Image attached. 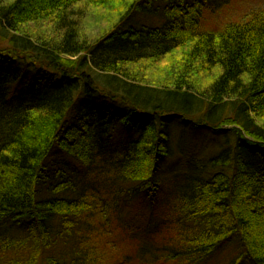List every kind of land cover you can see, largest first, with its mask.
<instances>
[{
	"label": "trees",
	"instance_id": "16d2710c",
	"mask_svg": "<svg viewBox=\"0 0 264 264\" xmlns=\"http://www.w3.org/2000/svg\"><path fill=\"white\" fill-rule=\"evenodd\" d=\"M225 5L0 0V264H207L236 236L264 264V13L201 29ZM172 125L217 153L175 162ZM167 179V223L114 258L120 203Z\"/></svg>",
	"mask_w": 264,
	"mask_h": 264
},
{
	"label": "rangeland",
	"instance_id": "374dc122",
	"mask_svg": "<svg viewBox=\"0 0 264 264\" xmlns=\"http://www.w3.org/2000/svg\"><path fill=\"white\" fill-rule=\"evenodd\" d=\"M225 7L215 14L210 15V12L204 15L202 14L201 21L205 26H201V29L212 30L215 29V32L220 31L225 24L229 22H236L242 19L247 12L264 13V0H225ZM92 13V11H90ZM94 14H87L88 23H92L94 21ZM87 21V20H86ZM93 26V23L91 24ZM99 29L105 28V24L99 25ZM213 27V28H212ZM98 30V29H97ZM98 32V31H95ZM66 59V58H65ZM175 125L171 126L173 132L171 133L172 141L174 142V147L176 148L174 152L175 162H184L188 160L190 157H194L198 160H204L206 157L211 156L212 154L217 153V145L215 135H212L209 131L203 130H195L190 131H182L177 128H173ZM178 152V153H177ZM183 166L181 165V170H183ZM180 181L175 185L174 180L167 179L163 182V189H167V200L161 199V203L154 204L152 207H149L148 204L144 203L142 206L136 204L125 205L123 206L120 203L119 208H117L118 212H120V217L118 218V223L113 221V224L109 225V227H122V229H117L116 233H113L111 242L116 246V255L114 258L120 259L125 255L130 256H138L140 253L143 237L139 234L141 227L153 226L157 225V223L166 224L167 221L166 216L169 213V205H173V200L170 198V193L168 190H175V188L179 187ZM176 186V187H175ZM164 202V203H163ZM165 220V221H164ZM127 227V228H125ZM129 227H134L133 237L137 235L138 243L125 239L128 237L126 229H130ZM132 236H129V238ZM238 239V237L236 236ZM236 238L230 237L226 238L224 243L221 245L219 250L216 251L214 256L211 258L210 263L207 264H230L228 261L234 259L238 254V260L241 255V249L239 248V243ZM139 248V250H138ZM44 264V263H40ZM146 264H158V263H146ZM168 264V263H162ZM171 264H174L172 261ZM237 264H252L248 258H242L239 260Z\"/></svg>",
	"mask_w": 264,
	"mask_h": 264
}]
</instances>
